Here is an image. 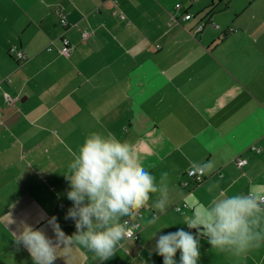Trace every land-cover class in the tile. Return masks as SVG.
I'll return each mask as SVG.
<instances>
[{
	"label": "crops",
	"instance_id": "obj_1",
	"mask_svg": "<svg viewBox=\"0 0 264 264\" xmlns=\"http://www.w3.org/2000/svg\"><path fill=\"white\" fill-rule=\"evenodd\" d=\"M187 11L191 20L182 19ZM62 36L69 56L56 50ZM13 46L26 61L9 54ZM92 132L133 145L157 182L167 172V206L153 195L139 242L109 260L76 248L54 264H163L159 236L196 231L176 204H209L264 182V0H0V264H33L13 240L21 221L53 240V216L66 235L76 231L65 219L64 174ZM241 155L243 167L234 161ZM209 161L201 182L186 176ZM10 216L16 223L6 226ZM199 250L198 264H264V243L240 258L206 238Z\"/></svg>",
	"mask_w": 264,
	"mask_h": 264
},
{
	"label": "clouds",
	"instance_id": "obj_2",
	"mask_svg": "<svg viewBox=\"0 0 264 264\" xmlns=\"http://www.w3.org/2000/svg\"><path fill=\"white\" fill-rule=\"evenodd\" d=\"M67 167L64 175L70 190L66 195L72 207L65 219L74 221L76 231L66 235L53 216L47 223L54 240L24 221L12 232L15 244L29 252L33 264H54L76 248L93 253L99 262L107 261L117 247H125L136 236L130 221L148 206L153 195L158 197L156 206L161 211L167 206L168 173H162L157 182L133 145L112 133H90ZM213 167L211 161L196 164L192 172L202 176ZM186 208L182 224L195 229V235L183 228L160 235L155 251L163 257V264H177V252L179 264H198L200 238H206L217 253L236 258L264 243V182L252 183L246 193L223 195L209 204L190 200ZM157 220L154 215L151 223ZM15 223L10 216L6 226Z\"/></svg>",
	"mask_w": 264,
	"mask_h": 264
},
{
	"label": "built area",
	"instance_id": "obj_3",
	"mask_svg": "<svg viewBox=\"0 0 264 264\" xmlns=\"http://www.w3.org/2000/svg\"><path fill=\"white\" fill-rule=\"evenodd\" d=\"M175 7L177 9H180L182 7V5H181V3H177V4H175ZM56 12L59 15V22H60L61 26L64 29H66L69 26V22H68L66 16L63 15L62 12H60L58 10H56ZM120 17L121 18H125L123 12L120 13ZM192 17H193V15L190 12L187 11V12H185L183 14L182 19L183 20H191ZM203 28H204V25L202 23H199L197 25V29L198 30H202ZM86 34L87 33L84 34V37H86ZM52 44H53V42H51L47 46V50L48 51H51L53 49ZM71 49H72V46H71L70 41L68 40V38H66L65 36H62L60 38V45L56 47L57 52L59 54L65 55V56H69L70 53H71ZM9 54L12 55V56L14 55L19 62H24L27 59L26 55L22 52V50L18 49L17 47H14V46L9 48ZM8 99H9V97H8ZM251 151H255V152L259 153L261 151V149L255 147V146H252L251 147ZM234 161L239 167H243V166H245L248 163V159L245 158L242 155L241 156H237ZM186 176L190 180H192L193 182H196V183L197 182H201L203 180V178H204V175L201 176V175H198V174H193L192 168L187 170ZM182 185L184 187H187L189 185V182L188 181L183 182ZM183 207H186V204H184V203L183 204H176L175 209H176V211H181L183 209ZM141 215L142 214H141V210H140L139 213L137 214V216L130 221V226L134 227V231L136 233V236L133 237L132 239H130L129 241L139 242V240H140L141 224H140L139 219H140ZM124 219H128V218H124Z\"/></svg>",
	"mask_w": 264,
	"mask_h": 264
},
{
	"label": "trees",
	"instance_id": "obj_4",
	"mask_svg": "<svg viewBox=\"0 0 264 264\" xmlns=\"http://www.w3.org/2000/svg\"><path fill=\"white\" fill-rule=\"evenodd\" d=\"M255 152V151H254Z\"/></svg>",
	"mask_w": 264,
	"mask_h": 264
}]
</instances>
